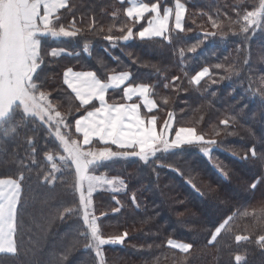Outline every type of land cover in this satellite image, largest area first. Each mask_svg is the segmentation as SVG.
Returning <instances> with one entry per match:
<instances>
[{
	"label": "trees",
	"instance_id": "1",
	"mask_svg": "<svg viewBox=\"0 0 264 264\" xmlns=\"http://www.w3.org/2000/svg\"><path fill=\"white\" fill-rule=\"evenodd\" d=\"M238 2L190 0L185 28L191 31L179 34V40L174 39L172 44L161 38L155 41L134 39L111 48L104 39L107 31L85 32L92 47L89 52H84L83 40L46 38L49 49L63 48L78 57L49 58L45 68L48 90L52 91L53 101L60 105L61 112L71 108L75 118L80 114L75 112L78 104L75 101L69 103V90L62 85V73L66 67L77 71L102 70L108 75L131 71L134 83L155 85L154 98L160 107L159 111L153 110V114L158 116V127L167 118V112L173 111L177 126H195L206 139L217 140L211 159L199 147H188L158 154L159 159L154 163L144 164L138 158H128L98 170V175L119 176L126 184L123 191L104 188L93 196L96 215L107 213L101 219L102 234L108 238L124 231L129 233L123 244L103 246L106 264H235L229 258V245L231 251L246 254V264H264V251L255 243V237L260 233L257 230L240 231L251 227L247 218L236 220L234 232L251 234L253 241L237 245L232 235H226L215 247L207 244L209 230L231 212L237 209L252 211L264 205V185H258L255 191L249 189V185L264 174V160L250 154L252 147L256 148L258 155L264 152L261 143L264 141V102L248 89L249 82L257 88L260 77H264V32L250 33V39L245 41L225 29L226 36L209 37L196 53L187 51L192 44L203 39L204 30L211 31L206 16L200 13L212 14L219 9L221 13L233 15L231 6ZM71 3L77 19L83 17V22L77 26L84 28L93 17L97 25L105 29L114 22L119 25L124 19L123 10L128 6L117 0H71ZM173 3L174 0H164L162 6H172ZM114 8L121 10V17L116 21L111 16ZM71 19L72 14L66 13L65 22ZM139 27L137 25L136 30ZM113 34L119 35L116 31ZM180 48L185 49L184 57L178 55ZM217 64L224 67L216 69ZM204 67L212 69V78L217 82L213 84L205 77L200 85L190 83L191 76ZM176 76L180 80L173 82L172 77ZM121 97L120 89L109 91L110 102L120 101ZM163 97L168 98L167 105H164ZM226 118L230 123L224 129L220 121ZM217 131L219 135H215ZM52 147L58 151L54 145ZM39 148L45 150L43 139ZM24 150L22 144H5L0 150V178L15 175L16 153L23 156ZM221 169L226 176L221 174ZM37 171L33 167L32 178L25 182L21 251L18 255L0 254V264H47L53 253L67 255L63 264H99L95 250L85 248L88 241L77 232V229L80 232L85 230L82 217L72 216L63 221L54 219L48 223L60 202H65V206H74L78 202V195L74 198L66 191L72 176L65 175L54 186H44L36 180ZM117 207L120 211L113 213L112 209ZM29 237L38 241L34 251H26L34 247ZM169 238L193 243L194 249L190 254H184L179 249L170 248L167 245ZM76 241L78 243L73 247ZM185 255L188 257L186 262L183 261Z\"/></svg>",
	"mask_w": 264,
	"mask_h": 264
},
{
	"label": "snow or ice",
	"instance_id": "2",
	"mask_svg": "<svg viewBox=\"0 0 264 264\" xmlns=\"http://www.w3.org/2000/svg\"><path fill=\"white\" fill-rule=\"evenodd\" d=\"M117 2L128 4L123 10L124 19L119 25L114 22L105 29L97 25L94 17L86 28L78 27L83 17L77 19L71 0H0V150L10 142L25 146L23 156L16 153L15 175L0 178V254L18 255L21 251L24 242L21 219L23 196L25 182L32 178L33 167L38 169L37 182H42L44 186H54L65 175L72 176L66 191L74 198L78 195V202L74 206H65V202H60L48 223L54 219L63 221L72 216L82 217L85 230L80 232L77 229V232L88 241L84 247L94 249L99 264H106L103 246L123 244L129 233L124 231L121 235L108 238L102 234L101 219L107 213L96 215L93 196L104 188L123 191L126 184L119 176L109 177L106 173L98 175V170L128 158H138L144 164L154 163L159 159L158 154L188 147H199L211 159L217 140L206 139L205 134L195 126H177L175 112H167V118L158 130V116L153 114V110L159 111L160 107L154 98L155 85L134 83L131 71L108 75L102 70L77 71L73 67H66L62 73V85L69 90V103L75 101L78 104L75 109V112L80 113L78 118L74 117L71 108L61 112L60 105L53 101L52 91L48 90V77L44 74L48 59L78 57L63 48L49 49L46 38L56 41L83 40V51L89 52L92 46L85 32L96 34L107 31L104 39L111 48H116L121 42L134 39L155 41L161 38L172 44L174 39L179 40V34L191 31L185 28L190 0H174L172 6H162L164 0ZM231 7L233 15L221 13L219 9L212 14L200 13L206 16L211 31L204 30L203 39L192 44L188 52L196 53L209 37L226 36L225 29L243 37L245 41L250 39V33L255 34L257 30L264 32V0H239ZM66 13L72 14V19L67 22ZM111 16L114 21L120 19L121 10L114 8ZM137 25L140 26L138 30ZM114 31L119 35H114ZM174 33L177 35L174 36ZM184 54L185 49L180 48L178 55L184 57ZM244 63L247 64L248 60L245 59ZM214 67L222 69L224 65L217 64ZM229 71L239 75L233 69ZM211 72L209 67L202 68L191 76L190 83L200 85L205 77L211 83H216ZM179 80L178 76L172 77L173 82ZM258 83L259 87L253 88L249 82L248 89L254 97L259 96L264 102V77H260ZM117 89L122 92L121 100L110 102L109 91ZM162 99L167 105L168 98ZM231 119L235 120V117ZM220 123L227 129L230 120L226 118ZM219 134L215 132V135ZM41 139L44 140V151L39 148ZM261 143L264 145V141ZM52 145L58 151L53 150ZM250 154L253 158L264 160V152L258 155L255 147L250 149ZM220 171L222 175H227L222 169ZM258 185H264V174L252 182L249 189L255 191ZM132 199L135 200V196ZM119 211V207L112 209L113 213ZM238 218H247L251 225L240 231L257 230L260 233L255 237V243L264 251V205L252 211L237 209L231 212L209 230L207 244L215 247L226 235H232L237 245L253 241L251 234L234 232ZM29 242L34 247L26 251H34L38 241L29 237ZM76 243L78 241L73 243V247ZM167 245L184 254H190L194 249L193 243L171 238L167 240ZM228 247L230 261L246 264V254L231 251V245ZM187 258L185 255L183 261L186 262ZM66 260V254L53 253L47 264H63Z\"/></svg>",
	"mask_w": 264,
	"mask_h": 264
},
{
	"label": "crops",
	"instance_id": "3",
	"mask_svg": "<svg viewBox=\"0 0 264 264\" xmlns=\"http://www.w3.org/2000/svg\"><path fill=\"white\" fill-rule=\"evenodd\" d=\"M166 6H170V5H166ZM186 16H187V14H186ZM185 21H186V17H185ZM142 111H143V109H142ZM158 130H159V127H158Z\"/></svg>",
	"mask_w": 264,
	"mask_h": 264
},
{
	"label": "rangeland",
	"instance_id": "4",
	"mask_svg": "<svg viewBox=\"0 0 264 264\" xmlns=\"http://www.w3.org/2000/svg\"><path fill=\"white\" fill-rule=\"evenodd\" d=\"M97 147H99L100 145H96Z\"/></svg>",
	"mask_w": 264,
	"mask_h": 264
}]
</instances>
